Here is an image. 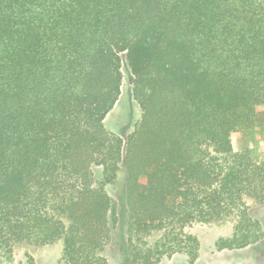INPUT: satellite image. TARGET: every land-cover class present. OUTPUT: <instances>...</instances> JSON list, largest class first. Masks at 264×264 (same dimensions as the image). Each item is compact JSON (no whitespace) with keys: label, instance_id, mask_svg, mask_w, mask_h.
<instances>
[{"label":"trees","instance_id":"obj_1","mask_svg":"<svg viewBox=\"0 0 264 264\" xmlns=\"http://www.w3.org/2000/svg\"><path fill=\"white\" fill-rule=\"evenodd\" d=\"M123 56L141 109L125 140L105 122ZM263 104L264 0H0V264L60 240L65 264H107L119 222L124 264L195 257V222L234 220L219 250L258 242L264 155L234 140Z\"/></svg>","mask_w":264,"mask_h":264},{"label":"rangeland","instance_id":"obj_2","mask_svg":"<svg viewBox=\"0 0 264 264\" xmlns=\"http://www.w3.org/2000/svg\"><path fill=\"white\" fill-rule=\"evenodd\" d=\"M123 88L122 94L106 117L108 130L125 140L130 135L138 121L141 119V109L133 95V73L131 67L123 56ZM234 145L237 150H250L257 160L264 155V104L258 107V124L253 133L238 135ZM111 195L120 203V217L124 216L123 191L120 188H110ZM250 212L258 220L263 229V237L256 243L240 249L217 248L220 237L230 236L233 232L234 220L203 223L195 222L186 228L188 234L196 237L199 245L197 255L175 253L164 258L159 264H264V203H257L248 199ZM163 232H155L147 238L152 245L159 241ZM126 235L119 222L114 228L112 239L106 247L105 257L107 264H124L126 258ZM64 243L62 240L46 245L21 244L15 248L14 261L11 264H65L63 256Z\"/></svg>","mask_w":264,"mask_h":264}]
</instances>
